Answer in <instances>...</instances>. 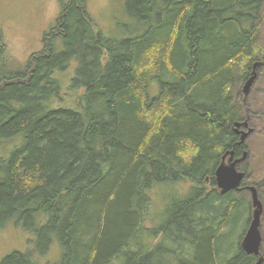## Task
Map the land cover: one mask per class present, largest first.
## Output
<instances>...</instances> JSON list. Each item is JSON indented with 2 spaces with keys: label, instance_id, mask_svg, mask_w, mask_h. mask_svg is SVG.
Masks as SVG:
<instances>
[{
  "label": "trees",
  "instance_id": "16d2710c",
  "mask_svg": "<svg viewBox=\"0 0 264 264\" xmlns=\"http://www.w3.org/2000/svg\"><path fill=\"white\" fill-rule=\"evenodd\" d=\"M87 2L59 0L21 70L0 50V228L36 235L33 252L0 264H37L55 240L60 264H254L240 247L250 208L235 246L221 229L241 198L220 194L214 173L224 153L241 154L233 87L264 66V0H125L140 24L120 40L102 35ZM73 61L71 95L82 93L55 106L54 75ZM181 182L190 191L149 226L151 192Z\"/></svg>",
  "mask_w": 264,
  "mask_h": 264
},
{
  "label": "rangeland",
  "instance_id": "374dc122",
  "mask_svg": "<svg viewBox=\"0 0 264 264\" xmlns=\"http://www.w3.org/2000/svg\"><path fill=\"white\" fill-rule=\"evenodd\" d=\"M86 9L90 19L105 38L120 40L133 38L138 33L140 23L127 13L125 0H88ZM262 12L258 42L264 53V2ZM58 14L59 0H0V50L11 71L21 70L29 56L41 50L43 35L55 24ZM77 66L78 63L73 61L68 71L62 74L55 73L54 77L59 79L62 90L58 98L54 99L55 106L71 107L76 97L82 93L80 90L74 93L76 95L74 96L71 94L75 91L70 90V82L75 76ZM242 87L243 82L238 83L233 87V92L242 108L243 118L247 119L248 124L246 129L240 130L245 132L251 130L243 144L248 156L239 167V171L247 173L248 176L243 181V188L234 194V197L241 198L242 205L239 206L238 211L234 212V220L229 227H223L221 230L234 242L235 246L238 244L249 215L247 207L250 208V216L252 214L251 193L246 190V187L254 186L263 210L260 224V256L263 258L261 264H264V66L258 68L257 78L247 96L243 95ZM158 91V84L151 83L150 96ZM11 143L3 149L4 153L8 152V155L11 153L9 150ZM1 150L0 148V152ZM191 186L189 182H181L174 187L154 189L151 192V209L149 210L151 218L147 224L153 226L157 216L162 218L165 214L164 203L170 202L176 197L175 195L187 194ZM172 205L173 203H170L168 208ZM163 220L164 217L161 222ZM34 242H36L34 233L26 232L14 221L7 222L0 228V262L14 252H33ZM62 253L60 245L55 240L44 255L33 253V259L37 264H60Z\"/></svg>",
  "mask_w": 264,
  "mask_h": 264
},
{
  "label": "water",
  "instance_id": "95a60500",
  "mask_svg": "<svg viewBox=\"0 0 264 264\" xmlns=\"http://www.w3.org/2000/svg\"><path fill=\"white\" fill-rule=\"evenodd\" d=\"M261 65H263L261 62L253 64L250 77L243 83L242 92L244 96L249 94L250 88L257 78V70ZM247 126V121L234 124V130L239 134L238 144L240 145L244 144L251 132L250 129L247 132L240 130L241 128L246 129ZM247 156V152L244 151L240 157L234 159V152L227 151L221 157V162L214 173L216 188L220 191V194L225 195L231 191H239L243 188L242 184L245 179V173L239 171V165L247 159ZM246 190L251 193L252 214L240 247L245 254L257 258L254 264H261L263 262V258L260 256L262 204L259 200L257 189L254 186H247Z\"/></svg>",
  "mask_w": 264,
  "mask_h": 264
},
{
  "label": "flooded vegetation",
  "instance_id": "af4514ba",
  "mask_svg": "<svg viewBox=\"0 0 264 264\" xmlns=\"http://www.w3.org/2000/svg\"><path fill=\"white\" fill-rule=\"evenodd\" d=\"M245 120H247V119H245ZM242 122H244V121H242ZM244 129V128H243ZM236 133V132H235ZM237 134V133H236ZM237 136H238V139H239V134H237ZM238 142H239V140H238ZM238 145H240V144H238ZM240 147H241V154H240V156L242 155V153L244 152V146L243 145H240ZM240 156H238V157H240ZM238 157H236V156H234V159H236V158H238ZM242 164V163H241ZM240 164V165H241ZM240 165H239V167H240Z\"/></svg>",
  "mask_w": 264,
  "mask_h": 264
}]
</instances>
